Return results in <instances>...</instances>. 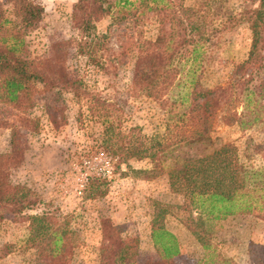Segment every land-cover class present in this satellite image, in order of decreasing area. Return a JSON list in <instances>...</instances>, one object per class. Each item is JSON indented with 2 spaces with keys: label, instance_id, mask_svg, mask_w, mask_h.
<instances>
[{
  "label": "trees",
  "instance_id": "obj_1",
  "mask_svg": "<svg viewBox=\"0 0 264 264\" xmlns=\"http://www.w3.org/2000/svg\"><path fill=\"white\" fill-rule=\"evenodd\" d=\"M8 1L19 13L20 24L4 16L0 3V127L10 130L9 150L0 152V220L24 215L23 243L48 257V264L70 260V219L58 208H41L45 203L40 195L13 183L10 175L24 159L22 131L40 129L29 111L41 104L57 127L64 119V95L71 93L77 102L87 103L89 121L103 124L105 151L114 172L146 179L165 173L170 189L184 197L178 208L189 215L190 209L196 212V218L185 221L203 248L195 264H232L210 237L214 230L233 232L239 218L264 220V136L256 143L246 138L239 145L216 133L214 123L221 111L223 122L240 131L264 121V0H242L238 7L226 6V0H195L190 5L183 0H76L71 15L74 34L54 42L51 56L40 57L37 64L24 58L22 49L26 32L40 21L44 7L34 0ZM104 17L110 23L98 33L95 23ZM144 17L156 21L147 34L138 27ZM232 31L247 32L244 58L224 72L227 61L217 53V67L208 68L209 54L216 53L212 50L220 46L221 36ZM113 35L118 50L109 46ZM73 51L78 66L72 74L67 60ZM131 59L127 94L159 105L161 132L147 134L140 125L123 128V105L115 96L110 100L95 92L98 72L109 76V86L117 92L115 83ZM2 105L15 111L14 121L2 117ZM135 161L146 166L133 167ZM107 186L105 176L87 175L83 198L100 202ZM164 215L165 209L157 207L150 219L158 258H144L141 264H176L181 254ZM99 223L106 241L100 264H137L139 238L122 235V226L106 216ZM198 228L207 232L196 233Z\"/></svg>",
  "mask_w": 264,
  "mask_h": 264
},
{
  "label": "rangeland",
  "instance_id": "obj_2",
  "mask_svg": "<svg viewBox=\"0 0 264 264\" xmlns=\"http://www.w3.org/2000/svg\"><path fill=\"white\" fill-rule=\"evenodd\" d=\"M34 1L43 5L44 13L40 21L26 32L22 55L32 64H37L40 57L51 56L54 42L74 34L71 15L76 0ZM113 1L107 0V3ZM194 1L183 0V3L190 5ZM0 3L4 16L19 25V13L11 3L8 0H0ZM241 3L242 0L225 1L228 7H238ZM143 19L144 24H139L138 27L145 34L152 32L156 25L155 18ZM109 23V17L97 21V32L105 31ZM220 42V46L216 45L212 50L214 52L217 49V52L209 54L206 66L213 69L217 67L218 53L227 61L223 70L226 72L230 70L232 62L244 58L248 48L247 32H227L221 36ZM118 45V40L113 35L109 46L118 50ZM224 47H228L227 53H223ZM67 65L73 74L78 66L74 51L68 58ZM131 67L132 59L126 62L120 72V79L115 83L117 92L109 86V76L98 72L94 75L95 92L110 100L115 96L118 103L123 105V128L140 125L147 134L161 132L157 127L161 119L159 105L144 96L127 94ZM64 97V119L57 127L52 124L41 104L29 111L30 116L39 121L40 129L36 133L22 131L24 159L19 167L11 170L10 178L13 183L24 184L35 190L45 203L41 208H58V213L70 219L72 255L66 264H100L101 246L106 241L102 237L99 222L105 216L113 225L122 226V235L139 238L138 254L134 258L137 264H141L140 260L144 258H158L150 237V219L157 207L165 209V227L175 234L180 244L181 254L175 257L176 264H195L202 256L203 248L196 234L187 226L189 222L186 224L185 221L189 217L196 218L197 214L190 209L192 213L189 215L186 210L178 208L184 203V197L170 189L167 175L162 173L146 179L132 174L121 176L114 172L113 160L105 151L107 148L102 136L103 124L99 120H88L85 101L77 102L71 93H66ZM223 113L224 111L218 112L214 129L216 133L224 134L229 141L233 140L240 145L246 138H252L256 143L264 136V121L261 125L240 131L237 126H227L223 122ZM1 114L5 120L16 119L15 111L9 106L2 105ZM9 133L8 128L0 127V152L9 150ZM132 166L144 167L146 163L135 161ZM122 168L126 169L124 165ZM93 173L108 179L106 195L100 202L83 198L86 176ZM235 224L236 230L227 235L223 230H214L211 242L217 245L223 256L230 258L232 264H264V220L239 218ZM203 226L209 228L208 224ZM26 232L27 221L24 215L0 220V264L50 263L48 257L23 243ZM206 232L200 228L196 231L199 234Z\"/></svg>",
  "mask_w": 264,
  "mask_h": 264
}]
</instances>
